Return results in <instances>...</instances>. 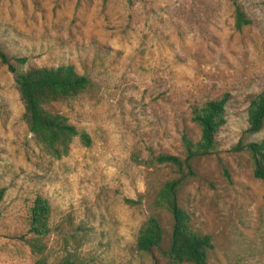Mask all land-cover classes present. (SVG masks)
I'll return each instance as SVG.
<instances>
[{"label":"rangeland","instance_id":"rangeland-1","mask_svg":"<svg viewBox=\"0 0 264 264\" xmlns=\"http://www.w3.org/2000/svg\"><path fill=\"white\" fill-rule=\"evenodd\" d=\"M237 1L250 19L239 30L228 0H0V49L15 70L71 64L89 78L78 95L44 105L89 136L55 159L30 138L0 63V264H167L171 216L153 196L180 174L154 157H183L181 136L199 134L192 105L223 94L216 148L194 157L176 201L211 239L205 264H264V179L242 146L264 139V127L245 132L247 101L264 86V0ZM37 193L50 209L41 253L27 229ZM151 214L161 242L137 251Z\"/></svg>","mask_w":264,"mask_h":264},{"label":"trees","instance_id":"trees-1","mask_svg":"<svg viewBox=\"0 0 264 264\" xmlns=\"http://www.w3.org/2000/svg\"><path fill=\"white\" fill-rule=\"evenodd\" d=\"M233 5L232 25L236 30L250 23V19L237 0H228ZM13 63H23V57L12 59ZM0 63L13 74V81L19 92L23 108L22 118L34 143L44 148L55 159L65 155L73 137H77L83 146L89 145L88 133L79 130L61 113H53L44 107L46 104L62 101L84 91L89 85V78L78 73L71 64L28 65L22 70H15L8 62L5 53L0 49ZM226 95L220 98L207 99L190 109V119L197 126L198 138L191 141L182 135L180 145L184 156L169 153H158L154 157L157 163L176 168L178 178L165 179L153 196V203L168 211L171 216L169 242L163 256L167 264H205L207 253L212 248L208 234L200 233L190 227L188 212L177 203L176 195L187 176L193 173L192 160L197 155L212 153L215 150L216 136L225 123L224 102ZM245 132L257 133L264 127V86L250 97L246 104ZM244 146L250 155L252 173L257 179H264V139L257 142H246ZM3 189L0 188V195ZM49 204L44 196L35 194L27 217V229L32 233L29 245L36 253L44 249L42 237L48 234L47 218ZM157 216L149 215L138 227L135 238L137 251H149L158 247L162 239V228ZM36 264H45L40 259ZM56 264H80L64 258Z\"/></svg>","mask_w":264,"mask_h":264}]
</instances>
